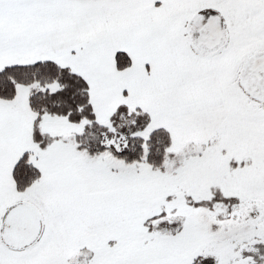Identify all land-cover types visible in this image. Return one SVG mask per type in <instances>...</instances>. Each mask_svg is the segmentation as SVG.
<instances>
[{"label":"snow or ice","instance_id":"snow-or-ice-1","mask_svg":"<svg viewBox=\"0 0 264 264\" xmlns=\"http://www.w3.org/2000/svg\"><path fill=\"white\" fill-rule=\"evenodd\" d=\"M0 264H264V0H0Z\"/></svg>","mask_w":264,"mask_h":264}]
</instances>
